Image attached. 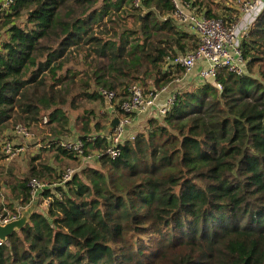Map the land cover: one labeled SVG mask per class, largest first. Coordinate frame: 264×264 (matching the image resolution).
Wrapping results in <instances>:
<instances>
[{
	"label": "trees",
	"instance_id": "1",
	"mask_svg": "<svg viewBox=\"0 0 264 264\" xmlns=\"http://www.w3.org/2000/svg\"><path fill=\"white\" fill-rule=\"evenodd\" d=\"M192 1L221 18L215 0ZM175 10L173 0H14L0 15V142L47 117L45 145L76 128L86 154L104 152L100 90L115 91L124 115L131 85L161 91L184 73L174 59L197 49ZM242 47L245 74L178 87L166 114L126 128L118 155L83 162L70 181L34 164L80 160L57 144L26 179L1 173L0 197L20 208L31 179L53 185L39 194L48 206L0 245V264H264V10Z\"/></svg>",
	"mask_w": 264,
	"mask_h": 264
},
{
	"label": "built area",
	"instance_id": "2",
	"mask_svg": "<svg viewBox=\"0 0 264 264\" xmlns=\"http://www.w3.org/2000/svg\"><path fill=\"white\" fill-rule=\"evenodd\" d=\"M13 1L0 0V15L11 6ZM173 2L176 8L174 17L185 30L195 33L199 41L195 51L178 55L173 61L174 64L181 66L186 75L198 69V77L200 80H214L221 69H226L237 75L246 73V60L242 47L243 39L248 36L252 25L264 10V0H238L239 14L231 22L225 21L223 18L208 17L204 11L193 7L192 0H173ZM136 4L138 5V1H136ZM166 88L159 92L150 90L146 94L140 84L132 85L129 88L127 100L121 105L124 116L127 117L126 121L133 114L143 113L150 108L156 107L159 93L165 91ZM100 94L108 101L110 109H114L115 91L101 89ZM174 100L175 93L166 100V104L160 107L159 114H166L170 106L173 105ZM47 121L48 118L45 117L39 125H45ZM123 123L124 121L120 120L119 125L112 132L107 135L104 134L108 141V147L104 152L94 151L86 154V142L80 138L50 140L46 145L43 142H38L35 150L37 152V150L50 148L53 144H57L65 151L73 153L83 161H92L100 158L104 153L115 157L120 151V145L123 143L127 132V127ZM11 133L16 138L21 139L22 143L16 145L10 139L9 135L1 140V151L4 159L7 161L14 159L19 153L25 151L27 149V143L31 142L35 136L33 127L23 123L14 125ZM130 136L132 139L134 138V134H130ZM95 138L96 135L89 137L88 140H94ZM74 172L73 169H68L64 172L61 183L64 184L70 181L75 174ZM55 185L57 184L55 183ZM47 187H49V184L43 183L38 179H31L28 182V188L32 202L39 198L40 192H43ZM44 200L49 204V197ZM21 209L23 208L17 209V212L14 213L5 207L0 208V222L5 224L17 219L20 217ZM2 243L0 240V245Z\"/></svg>",
	"mask_w": 264,
	"mask_h": 264
},
{
	"label": "rangeland",
	"instance_id": "3",
	"mask_svg": "<svg viewBox=\"0 0 264 264\" xmlns=\"http://www.w3.org/2000/svg\"><path fill=\"white\" fill-rule=\"evenodd\" d=\"M216 3H218L217 5H220V7L218 8V12L220 13V17L222 19L226 18L225 21H228V17H236L239 14V4H238V0H228L229 3L228 5L225 4L226 0H215ZM226 5V7H225ZM217 9V7H214ZM233 18V19H234ZM236 19V18H235ZM230 22V21H229ZM228 22V23H229ZM7 37V31L4 29L3 31L0 32V41L4 40ZM195 79V80H194ZM200 83L202 81H200L199 77H198V69H196L194 72L186 75L185 73H183L182 77L179 79H176L173 84L167 86L166 89H169V87H171L175 93V91L177 90L178 87H182L184 85H189L192 83ZM135 85V84H133ZM141 85V84H140ZM132 86V85H131ZM130 86V87H131ZM142 86V85H141ZM129 87V88H130ZM145 93L147 94L150 90H154V88H149V89H145L144 86H142ZM173 95V93L171 94ZM170 95V96H171ZM118 99L115 98L114 100V105H116L118 103ZM102 102V101H101ZM97 102L95 103L93 106L96 109L97 113L99 114V116L103 115L105 116L104 122L106 125L109 126L110 121L112 120V118L114 116H117L119 118V120L124 121V126L129 127V128H139L140 126H142L147 118L152 117L151 115H153L154 113L158 112L159 109L158 108H150L147 111L143 112V113H139V114H133L131 117H129L126 121V118L124 115H119L118 112H115V106L114 109H110L108 101H106V99L103 98V102ZM87 107H89V105L87 104ZM82 112V108L78 111H72V117L75 118L77 115H79ZM33 127V132L35 134L34 139L31 140V142L27 143V149L21 153L18 154V156H16L14 159L12 160H5L4 157L2 156V158H0V174L2 173L3 175L6 174L7 177H9L11 180H13V177H15V179L17 178L18 180H22V179H26L27 175L29 173V169L31 167L32 161L34 159H36V154L40 153L42 150H37V152L35 153V146L38 142H43L45 140H49L52 137V133L49 129L48 126L46 125H39L38 124H32L31 125ZM13 130V127H11L9 130H7V133L10 137V139L13 141V143H15L16 145H20V143H22L21 139L16 138L11 131ZM78 131L75 130L72 132L71 135L69 136H63L64 139H74V138H78ZM133 133H135L133 131ZM46 162L48 165H50L51 168L54 169V171L56 172V174L58 175V179H57V183H61V178L64 172H66L68 169H73L75 172L74 173H78L84 166L85 161H83L82 159H70L68 157H64V156H59L57 157L56 154H54L52 157L50 158H46V159H40L36 160L34 162V164L38 165V167H40L41 163ZM10 171L13 172V175L10 174ZM26 177V178H25ZM60 179V181H59ZM43 183H51L49 181V179H43L41 180ZM56 183V184H57ZM1 188V187H0ZM3 193H5V189L1 188ZM9 192H6V194ZM11 193V192H10ZM6 194H4L3 196L0 197V203L4 204L7 203L8 205L4 204L5 207H7L8 210H12V206H15L16 209H19L20 207H17L15 204H17L18 201L15 202L14 205H12L7 199ZM45 198H41L39 197L37 200V211L43 210L45 209L48 205L44 200ZM14 202V201H12ZM26 208V207H25Z\"/></svg>",
	"mask_w": 264,
	"mask_h": 264
},
{
	"label": "water",
	"instance_id": "4",
	"mask_svg": "<svg viewBox=\"0 0 264 264\" xmlns=\"http://www.w3.org/2000/svg\"><path fill=\"white\" fill-rule=\"evenodd\" d=\"M120 120L117 116H114L109 123L107 132L110 133L113 129L119 125ZM37 199H35L30 205L26 208L21 209L20 217L14 219L8 223L2 224L0 222V240L5 243L8 241L9 236L15 231L21 230L23 227L27 225L30 220V217L34 212L37 211Z\"/></svg>",
	"mask_w": 264,
	"mask_h": 264
},
{
	"label": "crops",
	"instance_id": "5",
	"mask_svg": "<svg viewBox=\"0 0 264 264\" xmlns=\"http://www.w3.org/2000/svg\"><path fill=\"white\" fill-rule=\"evenodd\" d=\"M239 11V10H238ZM195 80V79H194ZM174 90L169 87V89H166L165 91L159 93V96H158V100H157V106L156 107H153L154 109L155 108H158L160 110V107H162L164 104H166V100L170 97V95L174 92ZM152 117H159V112H156L154 113L153 115H151ZM128 128V127H127ZM128 130V129H127ZM7 133V132H6ZM128 133H133L132 131H128ZM35 153H36V150H35Z\"/></svg>",
	"mask_w": 264,
	"mask_h": 264
}]
</instances>
